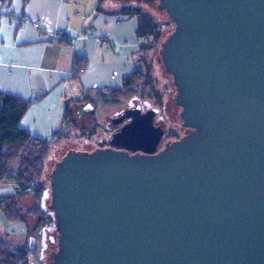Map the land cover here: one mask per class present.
Instances as JSON below:
<instances>
[{
  "label": "water",
  "instance_id": "1",
  "mask_svg": "<svg viewBox=\"0 0 264 264\" xmlns=\"http://www.w3.org/2000/svg\"><path fill=\"white\" fill-rule=\"evenodd\" d=\"M138 1L174 25L159 58L189 131L154 153L157 110L128 109L109 144L141 154L63 146L53 264H264V0Z\"/></svg>",
  "mask_w": 264,
  "mask_h": 264
},
{
  "label": "crops",
  "instance_id": "2",
  "mask_svg": "<svg viewBox=\"0 0 264 264\" xmlns=\"http://www.w3.org/2000/svg\"><path fill=\"white\" fill-rule=\"evenodd\" d=\"M122 6L119 0H11L2 10L0 92L30 102L21 129L40 139L67 133L66 111L73 122L76 115L87 122L110 90L142 72L137 20L122 14ZM76 67L83 73L73 75ZM0 216L26 225L24 245L9 251H27L32 246L27 220L10 221L1 210Z\"/></svg>",
  "mask_w": 264,
  "mask_h": 264
},
{
  "label": "rangeland",
  "instance_id": "3",
  "mask_svg": "<svg viewBox=\"0 0 264 264\" xmlns=\"http://www.w3.org/2000/svg\"><path fill=\"white\" fill-rule=\"evenodd\" d=\"M119 1L126 2L131 7L140 8L141 13L146 14L151 19L152 23L156 25V31L160 34V38H156V40H158V46L153 49H146L144 53L142 52L144 57L142 60L143 63L141 65V69L143 74H148L150 76L153 88L151 89L149 86L144 89L141 87L137 88L132 98L140 100L142 103L148 104L149 106L157 105L160 110L158 119L162 122L168 135L170 134L171 136L174 135V137H179L183 135V127L178 117L179 108L173 101L175 89L172 85L171 77L164 71L159 58L160 45L173 31L174 25L169 20L166 12L157 8L156 1L148 3L138 0ZM103 8L116 12L114 10V6H108L105 4ZM148 37L151 39L153 38L152 35H149ZM75 70L76 73L79 72L77 68ZM95 95L98 97L100 94L95 93ZM102 100L105 102V104L100 103L101 105L98 106L96 115L90 116L87 122L81 121L80 119L78 122L76 115L75 119L78 123L70 120L68 122L69 125H66L67 133L59 135L57 133V136H55L54 139L51 135L47 137L52 140L48 147L47 155L44 157L40 174L38 176L34 175L30 178L31 183L29 186L31 189L27 192L28 199L22 201L21 204V197L15 205V209L18 211L19 219L27 220L29 235H31L32 241L31 247L33 248L41 244V247H38L43 249V246L47 242L46 238L48 236L54 237L57 234L56 222L52 212L49 209V174L52 171L50 161L54 158H61L59 154L60 151L63 150V146L71 145L82 153L91 151L99 140H103L108 137L109 132H107L106 129L109 118L115 116L129 105V99H119L117 103H110L109 98L106 95V98H103ZM17 166V162L13 163L12 169L15 171ZM14 185L16 184L13 179L1 182L0 198L3 193L10 195L7 192L14 191ZM35 185L44 186L45 190L46 197L43 200V204L40 206L46 215V217L44 216L43 220L41 216L35 212V209L38 206V202L35 199L32 189V187ZM26 229L27 227L24 223L20 221L6 223L0 216V245L7 246L8 248L5 249L7 251H16V249H21L24 245L25 235H27L25 234ZM26 256L27 258L24 259L25 263L22 262L21 264H28V254H26Z\"/></svg>",
  "mask_w": 264,
  "mask_h": 264
},
{
  "label": "trees",
  "instance_id": "4",
  "mask_svg": "<svg viewBox=\"0 0 264 264\" xmlns=\"http://www.w3.org/2000/svg\"><path fill=\"white\" fill-rule=\"evenodd\" d=\"M10 1L0 0V16L2 10L8 7ZM121 13L136 18V35L141 41L140 48L142 52L158 46V40L156 38L159 39L160 34L156 31V25L152 23L146 14L141 13L140 8L131 7L128 3L123 2ZM149 35H152L153 38L148 37ZM76 68L79 69L81 67ZM148 86L151 89L153 88L150 76L138 71L124 80L122 88L110 90V94L107 97L110 103H117L119 99L132 98L137 88L141 87L144 89ZM29 105L30 102L28 101L0 92V182L13 179L18 185L17 191L10 193V195L1 196L0 198V210L10 221L19 219L15 205L21 197L30 191V178L40 174L44 157L47 155L48 147L52 140L49 138H35L26 130L20 128V121L29 108ZM64 116L65 124L69 125L68 122L72 120L70 113L66 111ZM15 162H17L18 166L14 171L12 165ZM32 189L35 199L38 202L35 212L43 220L46 215L40 206L46 197L44 186L35 185ZM3 247L5 246L0 245V264L25 263L24 256L26 255V251L14 253L5 250L6 247Z\"/></svg>",
  "mask_w": 264,
  "mask_h": 264
},
{
  "label": "flooded vegetation",
  "instance_id": "5",
  "mask_svg": "<svg viewBox=\"0 0 264 264\" xmlns=\"http://www.w3.org/2000/svg\"><path fill=\"white\" fill-rule=\"evenodd\" d=\"M128 109H132V110L138 109L140 114H143L145 111L150 110V109H156L157 110V113L154 115V118H153V126L160 128L162 131V135L160 136L158 142L155 145V152L154 153L161 151L168 144H170L176 140H179L189 131L188 128H185L182 126L183 127V135H181L179 137H174V135L171 136L170 134L168 135V133L166 132L162 122L158 119L159 112H160L158 106L157 105L149 106L148 104L142 103L140 100H137L135 98H131V99H129V105L125 109H123L121 112H119L115 116L109 118L108 123H107V129H106V131L109 132L108 137L106 139L99 140L95 144L94 148L89 152H92V151L97 150V149H101V150L112 149V150H116V151L126 152V153H128V155L141 154V152H139V151H136V152H131L129 150L126 151L125 149H122V148L112 147L109 144V139H110L111 135L113 133L117 132L125 123H127L129 121L128 119L118 121V118L122 115V113ZM179 112H180V109H179ZM181 125H182V123H181ZM57 235H58V232L54 237L48 236L46 238L47 242L43 246V249L39 248V247H41V244L38 245L39 247L36 246L35 248L28 247V250L26 251V254H28V264H53L52 253L58 252ZM50 238H52L53 241H51ZM26 258H27V256L25 255L24 259H26Z\"/></svg>",
  "mask_w": 264,
  "mask_h": 264
},
{
  "label": "built area",
  "instance_id": "6",
  "mask_svg": "<svg viewBox=\"0 0 264 264\" xmlns=\"http://www.w3.org/2000/svg\"><path fill=\"white\" fill-rule=\"evenodd\" d=\"M55 37H58L57 35L55 36ZM79 72L78 73H83V68H79V69H77ZM78 73H76V70H74V72H73V74H78Z\"/></svg>",
  "mask_w": 264,
  "mask_h": 264
}]
</instances>
